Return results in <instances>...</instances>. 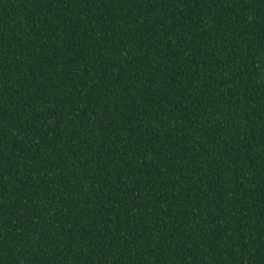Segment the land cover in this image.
I'll use <instances>...</instances> for the list:
<instances>
[{
    "label": "trees",
    "instance_id": "1",
    "mask_svg": "<svg viewBox=\"0 0 264 264\" xmlns=\"http://www.w3.org/2000/svg\"><path fill=\"white\" fill-rule=\"evenodd\" d=\"M0 264H264V0H0Z\"/></svg>",
    "mask_w": 264,
    "mask_h": 264
}]
</instances>
